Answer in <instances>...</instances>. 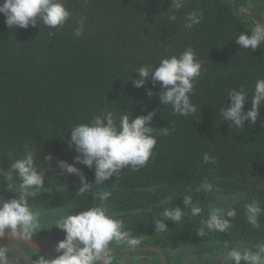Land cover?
Instances as JSON below:
<instances>
[{
	"label": "trees",
	"instance_id": "obj_1",
	"mask_svg": "<svg viewBox=\"0 0 264 264\" xmlns=\"http://www.w3.org/2000/svg\"><path fill=\"white\" fill-rule=\"evenodd\" d=\"M64 4L72 15L58 30L40 21L37 27L9 29L0 14V169L6 171L13 160L31 152L38 170L46 171L44 187L29 199L30 207L41 213V227L32 238L58 243L65 233L54 226L56 222L67 213L100 206L93 193L107 190L112 193L104 202L107 214L142 239L137 247L155 246L164 256L178 251L180 256L193 253L205 259L213 255L227 259L233 248L255 251L264 243V213L261 226L254 228L247 222L245 204L257 201L264 208V185H241L235 178L264 183V105L256 123L246 121L244 128L224 121L220 109L230 104L228 91L241 86L249 93L245 111L251 108L255 82L264 78V45L255 52L240 49L235 36L250 35V30L223 0H185L179 11L170 9L171 0H64ZM193 11L202 12V19L186 29L185 16ZM173 14L175 22L168 19ZM82 16L84 31L76 37L73 32ZM189 47L202 63V74L191 95L197 111L185 117L174 115L171 105H161L160 86L153 87L151 78L140 88L130 79L140 78L134 73L139 66L158 65L162 58L179 56ZM147 89H152V96ZM153 110L152 126L168 127L169 135L153 133L157 143L147 165L137 171L125 167L118 178L76 194L80 177L61 175L57 165L58 160L73 163L77 155L68 147L72 126L89 123L105 111L131 118ZM205 153L215 163H202ZM50 154L47 162L44 157ZM76 167L94 183V168ZM204 181L218 191L200 190ZM12 183L19 184L15 174ZM16 194L6 189L0 176V199ZM183 195L192 196L203 209L201 215L192 216L185 209L181 222L166 221V232L154 231V219L164 207H183ZM226 197L233 200L225 208L236 210L231 227L225 233L205 230L203 236L197 235L201 218L218 198Z\"/></svg>",
	"mask_w": 264,
	"mask_h": 264
},
{
	"label": "clouds",
	"instance_id": "obj_2",
	"mask_svg": "<svg viewBox=\"0 0 264 264\" xmlns=\"http://www.w3.org/2000/svg\"><path fill=\"white\" fill-rule=\"evenodd\" d=\"M185 0H171L170 9L179 11ZM0 14L5 17V23L9 29L16 27L28 28L29 25L37 27L40 21L49 29H59L65 25L70 16L64 0H2L0 2ZM203 13L193 11L185 16L184 27L193 28L199 24ZM168 19L175 22L176 16L170 15ZM86 17H81L73 34L79 37L83 34ZM55 35L49 32V36ZM235 42L240 49H249L253 52L264 45V23H257L248 32L235 36ZM134 73L139 74V79L131 81L136 88L143 87L151 78L153 87L159 84L161 91L158 98L162 106L171 105L173 114L189 116L196 113V106L191 102L194 94L196 78L202 74V63L196 58V53L191 47L182 53L162 58L158 65H141ZM147 95L152 96V89H147ZM226 107L220 109L224 121L231 126L244 128L245 122L255 124L260 117V108L264 105V78L255 82L252 92L251 108L245 111V105L249 98L248 91L243 86L228 91ZM156 110L147 115L133 116L117 115L112 111H105L91 118L89 123H81L72 126L68 147H74L77 155L73 163L58 160L57 165L60 174L78 175L81 186L76 194L84 195L92 189V185H102L113 176L119 177L125 167L137 171L145 167L153 156V149L157 143V135H169L168 127L154 128L153 116ZM49 162L51 154L44 157ZM202 163H215V159L207 153L203 155ZM76 164H82L89 169L94 168V183H89L81 169ZM48 172L51 166L48 163ZM13 174L18 178V186L12 183ZM45 170H38L33 154L27 152L23 158L13 160L8 169H0V176L4 178L6 189L16 194L12 199H0V238L6 234V229L11 230L12 236L23 239H31L41 227L39 211H34L29 205V199L39 195L44 187ZM200 190L206 194H214L218 189L208 181L202 182ZM101 202L100 206L80 210L78 214L67 213L54 225L65 233L64 239L56 244L58 255H40L35 264H113V248L124 247L135 250L142 243V239L125 230L124 222L107 214L104 202L112 193L107 190H98L93 193ZM183 207H164L159 213L160 218L154 219V231L166 232V221L174 224L182 221L186 215L185 209L192 216H200L203 209L198 203L193 202L191 195L182 196ZM264 213L259 202L252 201L245 204L247 222L254 228H259V217ZM236 210L223 206L213 207L206 218L200 220L199 236L209 232L225 233L231 227V219L235 218ZM227 260L232 264H264V243H258L255 251L233 248L227 254ZM0 264H8L7 248L0 246Z\"/></svg>",
	"mask_w": 264,
	"mask_h": 264
},
{
	"label": "flooded vegetation",
	"instance_id": "obj_3",
	"mask_svg": "<svg viewBox=\"0 0 264 264\" xmlns=\"http://www.w3.org/2000/svg\"><path fill=\"white\" fill-rule=\"evenodd\" d=\"M17 247L23 250L27 256L33 261L36 260L40 255L55 256L58 254H43L33 250L31 247L24 245L20 242L13 241ZM1 246L7 248L8 264H32L26 259L16 248L10 246L6 242L0 243ZM150 247V246H148ZM124 249V248H121ZM162 250V249H161ZM145 251L143 254H132L138 251H126L122 253H113V264H162L160 255L156 250L144 249L139 250ZM163 253V252H162ZM166 264H232L223 256L213 255L210 259L198 258L197 254L185 253L182 256L179 255L178 251H171L164 256ZM241 264H245L243 261Z\"/></svg>",
	"mask_w": 264,
	"mask_h": 264
},
{
	"label": "water",
	"instance_id": "obj_4",
	"mask_svg": "<svg viewBox=\"0 0 264 264\" xmlns=\"http://www.w3.org/2000/svg\"><path fill=\"white\" fill-rule=\"evenodd\" d=\"M235 182L241 185H249V186H254V185H264V183L261 182H248V181H241L235 178ZM11 230L10 229H6V234L5 236L2 238L4 242H6L7 244H9L10 246L16 248L26 259H28L32 264H35V261H33L29 256L26 255V253L21 250L19 247H17V245L13 242V241H17L20 242L24 245H27L29 247H31L33 250L43 253V254H58L56 253L55 249H56V242L47 240V239H43V238H31V239H23L21 237L17 236H12L11 234ZM37 242H40L41 244H37ZM144 249H153L156 250L159 255H160V259H161V263L162 264H166L165 262V258L164 255L162 253V250L158 247L155 246H150V247H137L135 250H130L127 248L124 249H113V253H122V252H126V251H139V250H144Z\"/></svg>",
	"mask_w": 264,
	"mask_h": 264
},
{
	"label": "rangeland",
	"instance_id": "obj_5",
	"mask_svg": "<svg viewBox=\"0 0 264 264\" xmlns=\"http://www.w3.org/2000/svg\"><path fill=\"white\" fill-rule=\"evenodd\" d=\"M226 2L233 13L240 18V20L247 26V28L252 30L254 25L260 23L261 20H264V0H223ZM261 14V16H260ZM233 198H218L213 207L227 206ZM49 221V219H48Z\"/></svg>",
	"mask_w": 264,
	"mask_h": 264
},
{
	"label": "bare ground",
	"instance_id": "obj_6",
	"mask_svg": "<svg viewBox=\"0 0 264 264\" xmlns=\"http://www.w3.org/2000/svg\"><path fill=\"white\" fill-rule=\"evenodd\" d=\"M0 243H3V239L2 238H0ZM37 244H41V243L40 242H37Z\"/></svg>",
	"mask_w": 264,
	"mask_h": 264
}]
</instances>
